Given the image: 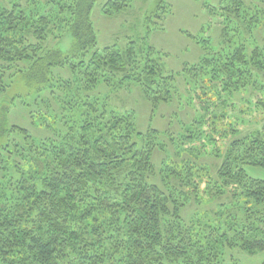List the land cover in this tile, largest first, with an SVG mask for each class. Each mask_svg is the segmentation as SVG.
Here are the masks:
<instances>
[{"label": "trees", "instance_id": "trees-1", "mask_svg": "<svg viewBox=\"0 0 264 264\" xmlns=\"http://www.w3.org/2000/svg\"><path fill=\"white\" fill-rule=\"evenodd\" d=\"M95 2L0 0V264H241L227 251L264 252V179L245 168L264 169V121L239 136L243 119L233 123L222 107L224 94L254 91L264 108V0L205 4L219 18L220 41L214 48L192 37L205 52L179 74L198 109L176 140L140 129L133 111L91 94L102 82H135L155 112L179 89L178 72L153 46L98 47ZM128 5L103 7L113 14ZM59 31L72 37L71 48L54 44ZM59 92L67 97L60 107L36 102L45 93L54 102ZM28 96L46 108L30 115L41 136L11 122L12 106H29ZM201 154L220 161L214 173ZM216 200L218 221L198 214Z\"/></svg>", "mask_w": 264, "mask_h": 264}, {"label": "rangeland", "instance_id": "rangeland-1", "mask_svg": "<svg viewBox=\"0 0 264 264\" xmlns=\"http://www.w3.org/2000/svg\"><path fill=\"white\" fill-rule=\"evenodd\" d=\"M115 1V0H113ZM221 0H129V5L119 12L106 14L104 5L107 0H96L92 12L91 20L95 27L98 38V47L102 48L105 45L115 44L119 47L127 45L130 41L135 42L137 46L147 47L153 46L156 50L164 54L163 60L167 63L169 70L178 72L177 85L178 95L171 103H162L156 111L153 112V106L146 99L141 87L135 82H131L124 88L113 89L107 83H99L91 94L98 95L100 98H106L109 105L118 110H131L136 115L137 125L140 129H146L148 126L158 128L160 131L173 132L176 138L181 137L189 127V122L196 116L198 109L197 100L194 96L190 98V93L184 76L179 74L186 63H194L200 60L204 54V48L192 37H204L210 39L211 46L216 47L220 41L221 26L218 24L219 18L211 16L205 7L206 3L217 6ZM59 31L54 44L60 43V47L67 50L71 48L72 37L68 34H61ZM187 33H190L188 35ZM62 35L61 37H59ZM53 43V41L51 42ZM53 44V45H54ZM72 75L69 71H65L60 77H68ZM59 90H57L58 92ZM49 93V92H47ZM239 91L233 94H224L222 101L228 106H222L226 109L229 120H242L243 124L239 128V136L254 133L261 128L264 121V108H257L258 101L257 93ZM58 99L53 102V99L45 93L43 97L36 99V102H42V98L49 99L52 106L60 107L61 99L67 98L63 93H58ZM18 102L12 106V123L23 124L30 131L32 130L35 137L41 136V131L34 127L31 123V112L43 111L45 107L34 105V98L28 96L29 106L24 102ZM191 101V102H190ZM219 109V112H221ZM217 126L221 127L227 121H218ZM241 122V123H242ZM216 127V126H215ZM39 128H41L39 126ZM192 128V126L190 127ZM189 128V129H190ZM42 129V128H41ZM193 129V128H192ZM219 133V132H218ZM216 136V135H215ZM228 137H231L229 134ZM168 138H165V140ZM218 143L220 138L216 136ZM229 138L222 139V149L227 146ZM214 144H217L215 140ZM225 141V142H223ZM201 142L208 149L211 141L207 138H201ZM196 144H193L195 146ZM171 154L173 158L176 156V149L173 146ZM1 153V151H0ZM200 163L209 166L210 172H215L216 165L220 162L215 156H206L201 154ZM0 154V163L3 158ZM161 157V156H159ZM177 157V156H176ZM184 157V155H183ZM181 157V159L183 158ZM191 159H194L191 156ZM6 159V157H4ZM178 159V158H175ZM10 170L13 172L12 163L8 162ZM24 169L27 167L23 166ZM246 171L248 175L256 178L264 179V169L258 166L247 165ZM3 172L0 171V174ZM6 193L11 194L9 188H6ZM6 197V196H4ZM4 197L1 198L4 199ZM222 201H208L205 206L197 207L198 214L208 212L207 218H214V211L217 210ZM195 207V206H193ZM192 209H189L191 215ZM204 216V215H203ZM219 216L213 220L218 221ZM224 216L222 220L224 221ZM220 219V218H219ZM228 255H234L240 260L241 264H263L264 252L256 255L248 254L240 249L228 250ZM229 258L227 257V260Z\"/></svg>", "mask_w": 264, "mask_h": 264}]
</instances>
